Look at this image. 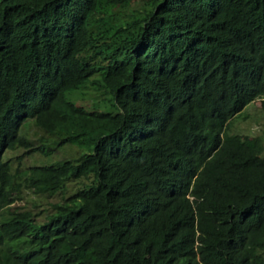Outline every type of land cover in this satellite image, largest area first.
<instances>
[{"label":"trees","instance_id":"trees-1","mask_svg":"<svg viewBox=\"0 0 264 264\" xmlns=\"http://www.w3.org/2000/svg\"><path fill=\"white\" fill-rule=\"evenodd\" d=\"M255 99L264 0H0V264H264Z\"/></svg>","mask_w":264,"mask_h":264},{"label":"rangeland","instance_id":"rangeland-1","mask_svg":"<svg viewBox=\"0 0 264 264\" xmlns=\"http://www.w3.org/2000/svg\"><path fill=\"white\" fill-rule=\"evenodd\" d=\"M138 2L139 0H135ZM95 93H91L84 98L80 94H74L71 98L74 100L75 104L80 105L84 104L86 106H90L91 103H97L100 96L97 97ZM92 97V98H91ZM230 131L233 134H239L243 138H250L253 136H260L264 139V107L262 105V101L260 99H255L253 102L249 103L244 109L235 117L232 118L230 122ZM28 133L33 138L35 135H40L42 132L39 128L34 126L33 124H29ZM39 139L34 138V143L39 144ZM77 152V149L73 147L70 143L65 144L59 147L58 151L54 155V157L58 160L60 159H71L73 153ZM24 153L23 148H19L16 150H6L5 154L9 157H15ZM14 159V158H13ZM43 156L34 153L30 156L23 157L24 164H32V163H40L43 160ZM26 199L18 200L14 203V205H26L27 208L37 209L36 207L31 206V202L29 200V196L26 195ZM58 197H51L49 201H56Z\"/></svg>","mask_w":264,"mask_h":264}]
</instances>
